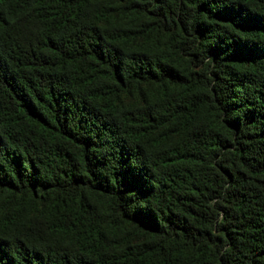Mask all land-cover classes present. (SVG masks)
<instances>
[{"label":"trees","instance_id":"obj_1","mask_svg":"<svg viewBox=\"0 0 264 264\" xmlns=\"http://www.w3.org/2000/svg\"><path fill=\"white\" fill-rule=\"evenodd\" d=\"M0 264H264V0H0Z\"/></svg>","mask_w":264,"mask_h":264}]
</instances>
